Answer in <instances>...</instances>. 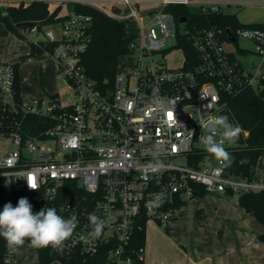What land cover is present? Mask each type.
Segmentation results:
<instances>
[{
	"label": "built area",
	"instance_id": "2783aa9c",
	"mask_svg": "<svg viewBox=\"0 0 264 264\" xmlns=\"http://www.w3.org/2000/svg\"><path fill=\"white\" fill-rule=\"evenodd\" d=\"M69 1L93 5L116 19L134 20L139 31L130 36L122 56L130 70L116 71L112 89L101 90L81 64L90 40L91 16L68 15L55 24L56 36L49 34L51 26L46 28L43 42L54 45L38 56L49 58L56 75L73 89L71 104H62L58 93L22 96L15 88L14 63L0 61V110L10 117L8 124L0 119V134L14 147L0 155V178L8 187L25 192L23 198L34 214L55 208L65 219L75 217L77 226L64 242L63 253L87 259L107 244V264L143 261V246L130 247L134 230L149 220L166 228L169 221L183 216L195 185L219 194L264 190V177L249 180L226 174L201 147L202 136L210 131L200 127L202 120L224 115L227 96L245 86L259 89L264 70L243 69L237 48L228 49L225 42L235 43L243 37L240 32H249L251 36L244 38L264 58V26H199L187 19L176 22L163 10L182 4L209 15L264 0ZM0 4L7 5L3 0ZM158 33L174 43L167 47ZM171 49L182 53L178 67L165 63L164 54ZM31 116L42 125L33 134L22 122ZM73 138L78 143L75 148L69 146ZM199 154L201 158H193ZM157 164L160 167H154ZM30 178L37 190L29 189ZM160 193L163 202L157 206L155 194ZM90 213L106 220L99 238L89 235ZM15 253L7 248L3 264H15Z\"/></svg>",
	"mask_w": 264,
	"mask_h": 264
},
{
	"label": "trees",
	"instance_id": "16d2710c",
	"mask_svg": "<svg viewBox=\"0 0 264 264\" xmlns=\"http://www.w3.org/2000/svg\"><path fill=\"white\" fill-rule=\"evenodd\" d=\"M67 13L61 15V4L50 8L45 0H32L28 3L18 2L16 4H0V22L11 32L19 33L21 29L36 27L38 32L49 26L62 22L72 13L89 14L92 22L89 28L90 40L82 54L81 64L84 72L90 77L101 90L112 89L114 75L116 73V61L128 51L130 36L125 34V21L116 19L103 10L81 2L68 1L65 3ZM164 12L170 13L176 22L180 17H185L191 24L199 26L217 25L220 27L230 26L236 28L244 24L239 21L234 13H212L202 14L198 9L182 4L167 5ZM255 25V24H253ZM257 26V25H256ZM42 42V43H41ZM45 42V41H44ZM40 41L38 45L30 43V56L36 57L43 50H51L53 43ZM244 51L237 47V53ZM16 69L15 88L20 92L18 64L14 63ZM259 89L249 86L241 88L233 95L226 97V108L223 111L234 124H239L244 132L239 140L232 146H225V149L235 158L234 163L225 168L226 174L233 177L254 179L255 168L258 160L264 154V79H260ZM2 115V116H1ZM0 119L4 123H10V117L3 115L0 110ZM23 127L33 134L42 129L38 118L31 116L24 119ZM2 129L0 128V133ZM202 154L194 155V159L201 158ZM246 159L248 162L241 165L239 161ZM207 191L199 185H195L193 197H199ZM229 194H232L229 192ZM25 192L16 191L8 187L0 178V211L7 203L17 206L20 198ZM239 205L246 211L252 212L255 218L264 225V190L258 192H240L238 197ZM186 213V211H185ZM141 229H135L130 241V247L138 248L144 246L145 222L141 221ZM264 242V233L259 236ZM29 244L30 242L27 241ZM33 248V247H32ZM7 246L3 237H0V264L4 263V254ZM38 264H52L54 260H60L64 264H107V244L99 247L97 253L92 257L83 259L78 254H66L55 251L50 246L46 248H33ZM132 264H143V261L133 259ZM264 264V263H263Z\"/></svg>",
	"mask_w": 264,
	"mask_h": 264
},
{
	"label": "crops",
	"instance_id": "0c3cea01",
	"mask_svg": "<svg viewBox=\"0 0 264 264\" xmlns=\"http://www.w3.org/2000/svg\"><path fill=\"white\" fill-rule=\"evenodd\" d=\"M3 1L16 4L13 1ZM253 24L264 26L263 20L244 23ZM28 44L27 59L19 60L20 56L16 55V60L8 61L7 56L0 57V61L18 64L20 94L42 97L59 93L57 87H53L55 83L51 81L55 79L57 84L52 62L45 56L38 55L30 60L32 56L30 43ZM239 48L244 51L240 53L243 55L252 52L246 46ZM48 63L50 67L47 66ZM240 64L243 69L250 71L243 63ZM252 66L259 67L254 63ZM260 69L264 70L261 66ZM255 175L264 177L263 157L256 164ZM238 197V193L219 194L207 191L202 196L192 198L187 204L186 213L169 221L166 228L155 221H147L143 264H263L264 242L259 240V236L264 233V225L252 212L239 205ZM200 200L202 201L198 202ZM32 250L34 251L33 248ZM23 261L20 258L19 263L15 264H24Z\"/></svg>",
	"mask_w": 264,
	"mask_h": 264
},
{
	"label": "clouds",
	"instance_id": "9594fccd",
	"mask_svg": "<svg viewBox=\"0 0 264 264\" xmlns=\"http://www.w3.org/2000/svg\"><path fill=\"white\" fill-rule=\"evenodd\" d=\"M243 37H250L249 32H240ZM202 130H209L210 134L202 136V144L221 165L225 168L234 163V157L225 149V143L235 144L244 129L237 123L233 125L229 122L227 116L221 115L215 119L202 120L200 122ZM216 129L221 130V139H216ZM70 147H77L76 138L69 141ZM246 159H241V165L247 163ZM158 168L160 165H155ZM31 190H37V185L28 182ZM163 202V193L155 194V203L159 206ZM88 220L92 227L89 235L93 238H99L104 228L106 220L98 215L90 213ZM75 217L65 219L57 213L55 208H43L37 213H33L32 205L27 198H20L17 206L11 203L4 205L0 211V237L6 241L9 252H15L24 246L26 241L30 242L33 248L51 247L55 251H63L64 242L72 237L76 228Z\"/></svg>",
	"mask_w": 264,
	"mask_h": 264
},
{
	"label": "rangeland",
	"instance_id": "374dc122",
	"mask_svg": "<svg viewBox=\"0 0 264 264\" xmlns=\"http://www.w3.org/2000/svg\"><path fill=\"white\" fill-rule=\"evenodd\" d=\"M30 1L32 0H26L24 2L28 3ZM45 1L49 3V6L51 8H54L56 5L61 4L60 14L63 15L67 13L65 3L68 2L69 0H45ZM13 3H18V1H13ZM225 11L227 13H234L239 19V21L243 24L253 21L261 22L262 20L264 22V4L261 3L253 4V5H244V6H228L225 7ZM144 23H146V20H144ZM182 25L183 24H180V26ZM49 28H50L49 34L54 36L58 34L59 32L58 26L53 25ZM124 29H125V34L127 36H134L138 34L139 25L134 20H128L125 21ZM46 31L47 29H43V31L41 32H38L37 30L30 31V29H21L20 33H15V32H11L3 23L0 22V57L7 56L8 61L16 60L15 59L16 55L20 56L19 60H22L24 58L27 59V54H28L27 48L29 46L28 43H31L32 41H36L39 44L40 41H43L46 38L44 34L46 33ZM158 37L164 39V43L167 47H169L174 43V39L171 37H163L159 33H158ZM225 45L228 49L231 50H234L236 49V47L239 46H246L250 50H252V52H249L245 55L235 52V55L237 56L239 61L243 63V65L247 67L250 70V72H255L257 69L254 66H252L253 63L256 67L259 66L260 68L261 66V68H264V61L262 60L264 58L254 52V45L250 40L245 39L244 37H240L237 39L235 43L225 42ZM35 58L37 57L32 56L30 57V60H34ZM152 58L157 59L158 56L152 55ZM164 60L167 66L178 67L181 65L182 62V53L177 49H171L164 54ZM127 64H128L127 59L125 57H118L115 68L117 71H128L130 69ZM47 66L50 67V63H48ZM51 81L55 83L53 87L54 88L57 87L61 103L64 105L73 103L75 99L73 97V89L69 85H67L64 78H62L61 76H57V84L55 79H52ZM229 122L235 125L234 122L230 119ZM216 139L220 140L221 134H217ZM232 145L233 144L225 143L224 146H232ZM201 147H204L203 144H201ZM5 148L11 149L14 147L10 144L9 139L6 135L0 134V155L3 153ZM260 159H262V157ZM181 161L182 159H178L176 162H181ZM208 197L210 198V195ZM202 200L198 202H201ZM148 226L149 225L147 224L146 227ZM15 252H16L15 253L16 263H19L20 258H23L24 264H37V258L35 256V253L27 241L24 246L20 247ZM52 264H64V263H62L60 260H54Z\"/></svg>",
	"mask_w": 264,
	"mask_h": 264
},
{
	"label": "snow or ice",
	"instance_id": "6c2138e0",
	"mask_svg": "<svg viewBox=\"0 0 264 264\" xmlns=\"http://www.w3.org/2000/svg\"><path fill=\"white\" fill-rule=\"evenodd\" d=\"M169 117H172V113H169ZM30 182L35 186L34 178H30Z\"/></svg>",
	"mask_w": 264,
	"mask_h": 264
},
{
	"label": "water",
	"instance_id": "95a60500",
	"mask_svg": "<svg viewBox=\"0 0 264 264\" xmlns=\"http://www.w3.org/2000/svg\"><path fill=\"white\" fill-rule=\"evenodd\" d=\"M185 20H186V18H185V17H180V18H179V21H180V22H183V21H185ZM231 40L233 41V40H234V38L232 37V38H231Z\"/></svg>",
	"mask_w": 264,
	"mask_h": 264
}]
</instances>
